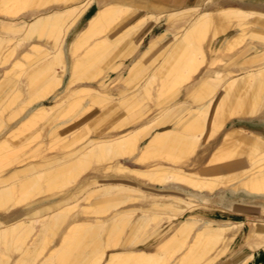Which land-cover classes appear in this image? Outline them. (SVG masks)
Returning a JSON list of instances; mask_svg holds the SVG:
<instances>
[{
  "label": "bare ground",
  "instance_id": "6f19581e",
  "mask_svg": "<svg viewBox=\"0 0 264 264\" xmlns=\"http://www.w3.org/2000/svg\"><path fill=\"white\" fill-rule=\"evenodd\" d=\"M155 25L163 31L120 76L124 84L107 83L120 53L134 52ZM133 28L128 48L112 54ZM259 44L264 8L233 0H0V107L22 83L12 70L26 86L0 112V264L14 250L16 264H216L231 252L229 221L188 212L196 199L221 195L226 211L264 214ZM164 46L162 62L143 61ZM252 220L242 238L250 254L227 264H249L264 248V218Z\"/></svg>",
  "mask_w": 264,
  "mask_h": 264
},
{
  "label": "rangeland",
  "instance_id": "374dc122",
  "mask_svg": "<svg viewBox=\"0 0 264 264\" xmlns=\"http://www.w3.org/2000/svg\"><path fill=\"white\" fill-rule=\"evenodd\" d=\"M153 3H155V4H164V2L166 1V0H151ZM233 1H236V2H240V3H244V4H246V5H251V4H253V3H256L255 1H251V0H233ZM258 5H260V6H263L264 7V3H262V4H258ZM95 7H96V5H94L93 6V8H92V10L84 17V20L83 21H85V19L86 18H88L92 13H94V11H95ZM131 10V9H130ZM129 10V11H130ZM132 11H130V13H131ZM252 18V16L251 15H249V17H248V19H251ZM70 19V20H69ZM69 19H67V22L69 23V21H71V19L72 18H69ZM67 22H66V24H67ZM163 27L161 26V25H155L153 28H152V33L150 32V34L149 35H147V36H145L144 38H142L140 41H136V42H134L135 43V45H137V48H136V50L134 51V52H132V53H130V54H128V52L124 49L123 50V52L122 53H120V55H122V57H120V58H117L116 59V62L118 63L117 65H115L116 67L114 68V69H110L106 74H105V76L107 75V78H106V82L108 83V82H111L112 81V84H111V86H114V85H116V84H118L119 83V79H120V76H126V75H128V71H129V68H128V66H130L131 68L133 67V65L136 63V61H135V56L139 53V51H141L143 48H146L148 45H149V43H150V39L152 38V37H155L156 35H158L161 31H163ZM137 30V28H133L132 29V31L130 30V35L127 37L126 35V37L124 38V39H121L119 42L122 44H119L120 46H119V48H118V43L119 42H117L116 44H115V46L114 47H112V51L114 50V49H116V50H114L115 51V53L117 52V51H119V49L120 48H122L125 44H127L128 43V41H129V39L131 38V36L133 35V33L135 32ZM128 35V34H127ZM127 38V39H126ZM129 38V39H128ZM122 40H124V41H122ZM131 40V39H130ZM166 41H167V45H170V44H172L173 43V36H172V34H168V37H167V39H166ZM123 42V43H122ZM245 44V42H242L241 44H238V46L237 47H235V49L233 50V51H230V52H228L227 50H225L224 51V53H227V54H230V53H233V52H235L236 50H238L239 48H241V47H243V45ZM130 45V43H128L127 45H126V47L128 48V46ZM163 45V42L161 43V42H157L155 45H154V47L152 48V50L151 51H153V52H155L157 49H159V47L160 46H162ZM156 47V48H155ZM126 48V49H127ZM164 48H165V46L163 47V48H161L160 49V51L159 52H157L150 60H149V55L151 54V53H153V52H149L148 54H144V56H143V61H145V62H147V65H150V63L153 61V62H157L158 60H160L161 58H162V56H163V54L165 53V52H163L164 51ZM114 51H113V53L112 54H114ZM19 52V51H18ZM220 54H222V51L221 52H219ZM39 54L40 53H37V54H33L32 56H31V58L28 60V61H31V60H33V59H35L36 57H38L39 56ZM147 55V56H146ZM159 55V56H158ZM14 57L15 56H13V57H11L10 59L11 60H9V62H8V64H4L5 66H7V65H9L10 64V62L14 59ZM154 59H155V61H154ZM164 58H162L161 59V62H162V60H163ZM152 62V63H153ZM160 62V63H161ZM151 63V64H152ZM159 63V61L157 62V63H153V64H155V65H157ZM223 62H218L217 63V65H220V64H222ZM126 65H127V68H126ZM3 65H1V67H2ZM205 66V65H204ZM202 67H203V65H202ZM130 68V69H131ZM143 70V67L142 68H140V69H138L137 71H134L135 73H136V75L139 73V72H141ZM17 71H18V69H14V70H12V72H11V75L9 76L11 79H13V80H22V83H21V81H18L17 82V85L14 87V88H12L11 90H10V92L8 93V96H9V98H7V97H5V99L7 98V100H6V109L8 108V107H13L14 105H16L17 103H13V98H15V96H16V94H17V91H18V89L17 88H19L22 84V86L24 87V92H23V94H22V97H20V99L18 98L17 100H18V102L20 101V100H23L24 98H25V95H26V86H25V81H24V76H19L18 74H17ZM135 73H134V75H135ZM15 78H14V77ZM18 76V77H17ZM142 75L140 74V76H139V78L141 77ZM133 77V76H132ZM146 77V76H145ZM145 77H143L142 79H141V81H140V83L141 82H143L144 81V79H145ZM19 78V79H18ZM130 78H131V76H130ZM192 81V79L189 81V82H191ZM189 82H187V83H185V85H187V84H189ZM65 83V82H64ZM120 85H123L124 84V82L123 81H121L120 80V83H119ZM176 87V86H175ZM4 88H5V86H4ZM15 89V90H14ZM176 89H172V90H169V91H166L164 94H161L160 95V97L157 99V100H155V101H157V102H160L161 104H164L166 101H168V100H170L171 99V95L173 94V92L175 91ZM14 91V92H13ZM11 96L13 97V98H11ZM183 96V95H182ZM154 97V96H153ZM153 97H152V99H153ZM13 99V100H11V99ZM155 98V97H154ZM4 99V100H5ZM156 99V98H155ZM9 100H11L12 102H11V104H10V101ZM154 100V99H153ZM153 100H151V101H153ZM150 101V102H151ZM3 102V103H4ZM7 102H9V104L7 103ZM116 101L113 99L112 101L110 100V101H108V102H106V104H105V106H103V107H101V108H99V110L97 109V111H96V113L93 115V117H91V119H90V123L93 121V119L98 115V114H100L101 112H103V111H106V110H108L109 108H111L112 106H113V104L115 103ZM145 102V103H144ZM12 105V106H11ZM149 106L150 105V103H149V101H142V105L139 107V108H143V106ZM4 106H5V104H3V106L2 107H0V112H2V110L4 111L5 110V112H4V114H7V112L10 110V109H7V112H6V109H4ZM8 106V107H7ZM3 108V109H2ZM137 107H135V109H136ZM138 108V109H139ZM153 108H156L155 106L153 107ZM151 114V113H150ZM121 115H122V112H120V111H118V112H116V114H114V115H112V117H109L105 122H102V124H100V125H102L101 127H99L98 126V129H97V132H99V131H101V129H102V131H104V129H107V127H108V125H111L114 121H115V119L114 118H116L117 117V119L119 118V117H121ZM112 120H114V121H112ZM110 122V123H109ZM42 123V122H41ZM70 126V123H68L67 124V126ZM106 125V126H105ZM234 126H240L239 124H235ZM245 127H251L250 125H244ZM62 130H63V128L61 129V131L59 130L58 132H62ZM95 133V132H94ZM21 136L23 135V134H20ZM68 134H64L63 135V137H65V136H67ZM70 135V136H69ZM68 135V138L69 137H71V133ZM16 139H18V137L16 138ZM60 141V140H59ZM62 141L64 142L65 141V139H63V140H61L60 142H58V145L59 146H61V144H62ZM35 143V142H34ZM54 151H56V150H54ZM53 151V152H54ZM52 152V153H53ZM127 165H130V166H134L132 163H130V162H125ZM132 164V165H131ZM237 180H235V179H233V180H231L230 182H228L229 184H233L234 182H236ZM219 196H221V195H219ZM222 197V200H223V196H221ZM214 200L216 201L215 203H216V205L214 206V207H211L210 205H208V198H205V199H202L200 202L199 201H197V200H195V203H196V207H194L193 208V210H189V214H192V215H203V217H207V218H215V219H217V220H219V221H229V224H230V226L231 227H233L236 231H237V235L234 237L235 239L234 240H232V242H231V244H229V246L230 245H232L233 244V250L231 251V252H227L226 254H224L223 256H221L220 257V259L218 260V262H216V264H227L228 262H237L240 258H242V257H244L245 255H249L250 254V250H248V248H247V246H246V244L243 242V236H244V234H245V232L247 231V229H250V227L252 226V223H253V220L252 219H254V218H257V219H260V218H264V214H256V215H254V216H248V217H250L251 219H249L248 218V220H246L245 218H246V216L245 215H241V214H239V212H237V211H234L233 210V212H229V211H226V210H224L223 208H224V204L219 200V198L218 197H215L214 198ZM137 205H140V206H142L143 207V203H140V202H138L137 203ZM144 206H146V205H144ZM220 206H223V208L222 207H220ZM200 210H202V211H204V214H200L198 211H200ZM24 212L23 211H20V212H17V213H14L13 215H10L9 217H8V219L9 220H11V219H15L16 217H19L20 215H22ZM238 215V217H236ZM226 223V222H225ZM40 227V223L39 222H37V223H35V228L37 229V228H39ZM35 229V230H36ZM34 230V231H35ZM229 236H231V233H230V235ZM242 236V237H241ZM58 236H55V238H57ZM100 238L98 237V239L96 238V240H99ZM235 241V242H234ZM234 242V243H233ZM101 245V243L99 242L98 243V246H100ZM48 246H51V245H48ZM93 246H89V247H87V248H85V250H84V253L86 254V255H89V252L91 251V248H92ZM3 246L2 245H0V252H3ZM15 251V252H14ZM13 252H12V257L9 259V261L6 263V264H16V260L18 259V253L19 252H17L16 250H14ZM47 251V249L44 251V253ZM1 255V254H0ZM255 255H256V259L254 260V261H252V263H249V264H261V262H263L264 261V248H262V249H260V250H258L256 253H255Z\"/></svg>",
  "mask_w": 264,
  "mask_h": 264
},
{
  "label": "crops",
  "instance_id": "0c3cea01",
  "mask_svg": "<svg viewBox=\"0 0 264 264\" xmlns=\"http://www.w3.org/2000/svg\"><path fill=\"white\" fill-rule=\"evenodd\" d=\"M251 1H255L256 3H253V4H251V5H246V4H244V3H240V2H237V3H240L241 5H243V6H246V7H257V8H259V9H263L264 7L263 6H260V5H258V4H262V3H264V0H251ZM236 2V1H235ZM255 4V5H254ZM258 46H264L263 44H259ZM249 124H248V123ZM262 123L264 124V119H263V121H262ZM235 124H240V122H235V123H232V125H235ZM251 124V122H249V121H245V122H243V126L244 125H250ZM231 125V124H230ZM229 125V126H230ZM215 197H218L219 198V200L224 204V202H223V200H222V197L221 196H213V197H208V205H210L211 207H214L215 205H216V201L214 200V198ZM197 201H201V199L200 198H198V199H196ZM220 207H222L223 208V206H220ZM241 215H245V214H241ZM246 216V220H248V216L249 215H245ZM256 259V255H255V257H254V259L252 260V261H254ZM252 261L250 262V263H252Z\"/></svg>",
  "mask_w": 264,
  "mask_h": 264
}]
</instances>
